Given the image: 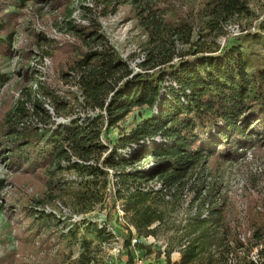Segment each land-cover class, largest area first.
Returning <instances> with one entry per match:
<instances>
[{"label": "trees", "instance_id": "trees-1", "mask_svg": "<svg viewBox=\"0 0 264 264\" xmlns=\"http://www.w3.org/2000/svg\"><path fill=\"white\" fill-rule=\"evenodd\" d=\"M27 1L0 0V51L4 54L15 53L9 49L13 30L6 24L16 12L5 11L6 5L11 2L21 7ZM37 1L61 9L74 35L72 41L62 42L65 40L35 32L33 43L42 52L37 57L41 60L49 55L44 50L49 47L54 51L59 77L66 79L70 71L74 74L75 86L93 114L67 123L55 121L45 103L53 105L58 114L68 102L54 92L41 70L21 63V73L33 81L28 88L32 101L27 113L32 116L20 126L27 115L22 96L15 112L7 113L0 125V149L8 152L12 166L44 179L46 200L66 197L64 203L76 204L77 211L91 208L92 202L100 199L98 189L107 187L108 170H112L113 203L116 198L121 201L125 219L117 233L126 253L130 254L132 245L145 248L132 240L153 234V224L162 220L159 205L165 201L163 191L182 187L193 172L209 164L237 160L248 148L264 149V57L249 50L252 44L264 49V16L237 42L226 40L216 51L205 54L192 47L175 51L176 42L193 45L196 24L202 30L220 33L235 15L249 11L248 0H189L186 14L171 0H77L80 14L87 18L85 24L69 19L74 0ZM129 2L134 6L132 18L145 34L147 53L142 65L149 70L158 67L151 72L133 73L109 43L98 20ZM24 51L29 57L34 53L32 49ZM18 52L22 54L20 49ZM175 57L178 59L171 62ZM134 107L148 113L127 132L118 134L113 143L104 144L103 128L116 126ZM66 172H73L74 179L66 178ZM155 179L161 184L158 190L148 187ZM200 189L202 185L196 190L201 195ZM37 203L41 206L15 209L13 222L24 237L35 235L47 249L79 244V255L70 264H90L93 242L101 245L113 237L104 224L99 227L88 218L67 221L43 201ZM234 218L223 205L210 207L204 217L193 216L180 260L172 262L168 252L166 264L203 262V254L211 247H222L223 264L227 260L264 264V220L249 219L251 233L249 244H245L236 232L243 221ZM253 247L257 248L255 258L249 255ZM241 249L244 252L239 257ZM207 257L210 262L213 256ZM14 262L11 253L0 256V264Z\"/></svg>", "mask_w": 264, "mask_h": 264}, {"label": "rangeland", "instance_id": "rangeland-1", "mask_svg": "<svg viewBox=\"0 0 264 264\" xmlns=\"http://www.w3.org/2000/svg\"><path fill=\"white\" fill-rule=\"evenodd\" d=\"M171 1L180 7L184 14L189 10V5L191 6L189 0ZM86 2L88 0L83 3ZM79 4L77 0H74V11L69 19L85 24L87 18L80 14L82 9ZM16 6L8 2L5 8V11L16 12L10 16V20L6 24V27L13 30L10 41L11 48L9 49H13L15 53L7 55L0 51V125H4L7 113L15 112L17 101L22 96L25 101V114L31 111L32 100L28 97V88L33 81L23 76L21 63L26 66H40L39 70L47 76L50 87L68 102V107L59 109L58 114H56L53 105L46 103L49 106L46 109L55 121L67 123L74 117L92 115L93 111L86 105L84 94L75 86L77 78L74 77V74H71L70 71L66 74V79L60 78L58 68L53 60L54 51H50V47L44 49L50 52L49 55L44 56L48 60L47 63H44L43 59L39 60L37 57L42 55L41 50L33 43L35 32H43L55 40L64 39L65 41L62 42L72 41L74 35L64 22L67 17L60 13L61 9L53 10L47 2L43 1L28 0L21 7ZM247 6L248 12L235 15L229 21L228 24L231 25L232 31H228L226 26H223L222 31L216 34L208 29L202 30L200 25L196 24L191 38L193 45L176 42L175 51L184 52L192 47L206 54L223 47L226 40L237 42L239 36L252 30L264 16V0H248ZM133 12L134 6L129 2L118 5L115 13L101 16L98 20L109 43L115 47L119 56L127 62L133 73L151 72L158 67L149 70L142 65L147 53L144 43L145 34L140 27H137L135 19L132 18ZM66 33L70 35L71 39L65 37ZM18 49L22 54H19ZM29 49L34 50L33 54L35 55L27 56L24 50ZM249 50L264 57V49L260 45L252 44ZM37 52L38 54H36ZM177 59L178 57H175L171 62ZM259 59L261 58L259 57ZM27 81L30 83L27 84ZM23 86L26 88H22ZM30 88L33 98L35 86L32 85ZM147 113L144 108H132L116 126L109 129L103 128V143L106 145L113 143L118 134L127 132ZM31 116L24 115L20 126ZM7 154V151L3 152L0 149V256L5 253L13 254L14 264H70L77 258L81 250L79 244L73 247L59 245L47 249L42 247L40 240L35 238V235L30 238L24 237L12 220L14 218L13 211L26 205L41 206L37 203L38 200L61 213L67 221L71 218L75 221L88 218L98 223L99 227L104 224L111 231L113 237L109 241L101 245H98L96 241L93 242L94 258L90 264H134L135 260H141L145 264H166L168 252L171 261H179L181 250L190 237L191 218L196 214H200L202 217L206 216L208 209L213 206L223 205V208L228 210L236 221L240 223L243 221L241 229H236V232L238 238L245 244H249L248 238L251 233L248 226L249 219H257L258 222L264 220V205L262 204L264 199V149L248 148L237 160L209 164V166L193 172L188 181L183 182L184 185L180 187L181 189L174 187L169 191H163L165 201L159 205L163 211L162 220L153 224V234L132 240V242L137 241L138 244H143L145 248L139 249L132 245L130 254L126 253L117 233L125 219L121 201L116 198L113 203L115 178L112 170H108L109 183L107 187L98 189L101 194L100 199L93 201L91 208L77 211L79 209L75 206L76 204L64 203L66 197L61 199L54 196L55 200H46L48 187L44 179L35 173L32 175L21 172V169H17L16 165L12 166ZM143 162L146 161L141 163ZM65 175L66 178L74 179L75 177L73 172H66ZM160 185V182L155 179L149 183L148 187L158 190ZM199 185H202L201 195L196 191ZM207 198L212 202L207 201ZM131 230L134 231L132 227ZM221 250L222 247L220 249L211 247L203 254V262L192 264H223V259L220 257ZM243 252L244 249L239 250L237 256L241 257ZM256 252L257 248L253 247L249 255L255 258ZM207 255L213 256L210 262ZM225 264H235V262L227 260Z\"/></svg>", "mask_w": 264, "mask_h": 264}, {"label": "built area", "instance_id": "built-area-1", "mask_svg": "<svg viewBox=\"0 0 264 264\" xmlns=\"http://www.w3.org/2000/svg\"><path fill=\"white\" fill-rule=\"evenodd\" d=\"M225 26H226V28H227L228 31H232L233 30L232 28H230L231 25L227 24ZM65 37L68 38V39H71V37H70V35L68 33L65 34ZM43 61H44V63H47L48 62V60L45 57L43 58ZM36 67L38 69H41L40 66H38V65H36ZM45 107L48 109V107H49L48 104L45 103ZM125 150L126 149H124L122 151H125ZM134 264H145V263H143L141 260H135Z\"/></svg>", "mask_w": 264, "mask_h": 264}, {"label": "crops", "instance_id": "crops-1", "mask_svg": "<svg viewBox=\"0 0 264 264\" xmlns=\"http://www.w3.org/2000/svg\"><path fill=\"white\" fill-rule=\"evenodd\" d=\"M180 260V259H179ZM172 262H178V261H172Z\"/></svg>", "mask_w": 264, "mask_h": 264}]
</instances>
